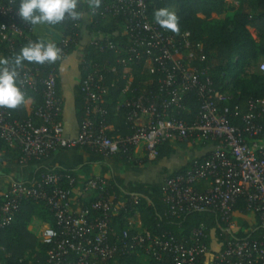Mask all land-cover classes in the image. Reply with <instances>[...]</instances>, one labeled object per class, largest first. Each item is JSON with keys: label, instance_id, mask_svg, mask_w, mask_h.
<instances>
[{"label": "built area", "instance_id": "1", "mask_svg": "<svg viewBox=\"0 0 264 264\" xmlns=\"http://www.w3.org/2000/svg\"><path fill=\"white\" fill-rule=\"evenodd\" d=\"M163 1L111 0L105 7L103 17H126L124 32L117 40L107 34L91 41L104 55L102 60L87 61L83 55L79 59L85 112L75 137L64 134V101L57 90L56 65L44 70L25 65L19 70V87L24 94L42 87L44 104L33 107L23 121L0 108V141L17 150L22 166L76 148L106 158L129 149L130 161L144 165L158 158L159 147L167 141L212 145L207 155L193 159L183 172L167 175L161 193L172 216L213 211L231 238L214 242L202 224L189 235L152 234L142 228L136 208L139 197L127 198L110 179L98 176L81 181L68 172L46 171L32 182L15 181L0 188V230L29 201L44 203L52 214L54 224L41 225L36 234L47 246L46 264H108L140 254L152 256L156 264H264V235L232 237L240 230L235 224L236 216L242 215L236 209L240 201L247 207L246 216L264 228V100L249 101L245 110L232 105L234 94L216 87L210 69L201 66L206 60L203 46L194 43L189 32L172 33L155 24L151 14L155 4ZM0 16L12 20L0 26V43L12 48L16 39L32 41V32L25 33L10 4L0 3ZM77 36L57 43L61 61L71 55ZM108 52L114 60L105 55ZM140 65L164 75L147 92L133 87V76L128 75ZM119 68L127 84L117 111L125 112L127 134H113L114 125L107 122L106 97L116 84H108L107 76ZM258 71L264 74V61ZM191 91L198 95L200 106L197 117L188 122L179 112L186 110L185 97ZM201 184L206 186L199 189Z\"/></svg>", "mask_w": 264, "mask_h": 264}, {"label": "trees", "instance_id": "2", "mask_svg": "<svg viewBox=\"0 0 264 264\" xmlns=\"http://www.w3.org/2000/svg\"><path fill=\"white\" fill-rule=\"evenodd\" d=\"M233 1L237 3L236 7L227 4L226 0H164L155 4L151 17L153 19V13L157 9L168 8L170 10L175 8V14L178 18V31L171 32H189L194 43L203 46L202 50L206 60L201 66L210 69V74L216 87L223 88L225 91L229 90L234 94L235 100L232 105L238 104L245 110V104L249 101L264 100V74L256 70L259 63L264 61V0ZM110 2L111 0H100L99 8L94 13H90L87 7L89 0H79L78 5L85 12L84 16H87V24L83 22L82 17L79 21L66 18L61 24L46 26L59 32L62 35V39L68 38L75 33L78 34V42L71 46L70 53L79 54L78 50L82 48L80 55H83L84 59L87 61H100L104 55L91 46V41L97 35L108 34L115 40L121 38L126 22V17L122 15L115 16L110 14L107 17L102 16L105 7ZM0 3L10 4L13 10L18 12L19 0H0ZM223 15H225V18L221 19ZM11 22L10 17L0 16V26ZM81 22L85 25L82 26ZM21 24L25 33L32 32L31 42H35L38 39L41 40L33 34L35 26L28 25L22 19ZM251 29L256 33L258 40L251 34ZM85 32L90 36V40L87 43L82 42L83 33ZM29 42L26 38L16 39L12 48L5 43H0V57L12 58L14 54L19 52L20 48L26 46ZM105 55L111 60L115 58L111 52ZM63 61L46 65L25 62L23 66L34 65L44 70L47 69V65L48 67L56 65L58 71L57 90L62 97L59 65L64 64ZM78 67L80 78L75 97V108L81 123L85 111L80 82L84 78V72L80 65ZM122 75L123 70L119 68L116 74L107 76L108 84H111L112 81L116 82L110 88L109 95L106 97L107 122L114 125L115 133L113 134H127L130 131L124 110L117 111L119 103L124 98L121 96L122 90L127 84L126 79H122ZM128 75L133 76V87L144 92L153 89L158 78H164L163 74H152L143 68V65H140L133 70V73ZM227 81L229 83L225 84ZM42 91V87H38L36 91L34 89L27 90L24 94L25 102L28 99H32L34 101V109L43 106ZM185 103L186 110L179 113L181 118L190 122L199 113V97L195 91H191L186 95ZM7 110L12 113L14 119L23 121L28 118L24 103L16 109ZM61 120L63 121V114ZM1 146L2 142L0 141V150H2ZM175 155L176 148L174 143L167 141L159 147V156L151 163L158 164L161 160ZM17 158L16 162H18ZM117 158L123 165H138L136 161H130L132 152L129 149L121 150ZM36 163L37 161L33 160L29 161L28 165H35ZM147 163L150 162L145 161L144 164ZM189 163L174 173L183 172L189 167ZM46 171L75 173L72 170H64L59 167H39L32 179H36L41 173ZM32 179L28 182H32ZM110 181L115 190L121 191L127 198L132 196L139 197L136 208L140 212L144 227L152 234H171L179 237L180 235H189L192 230L202 224L212 236L214 242L217 240L228 242L231 238V234L229 235L225 232L224 226H222L220 219L213 211L190 213L177 218L168 212V207L163 201L161 189H154L151 185L145 183L137 185L125 184L119 175H113ZM236 209L242 215L248 214L247 207L243 201L239 202ZM35 219L50 225L54 224L53 216L44 203L29 201L21 205L12 223L0 230V264H46L47 246L43 245L37 236L28 229ZM119 221L125 224L123 218ZM250 226L253 227V225L245 223L238 233L232 237L257 239L264 235V228L260 225L254 226L252 230H249ZM217 249L214 247L212 252H216ZM108 264H156V261L152 256L140 254L119 258L117 261H110Z\"/></svg>", "mask_w": 264, "mask_h": 264}, {"label": "crops", "instance_id": "3", "mask_svg": "<svg viewBox=\"0 0 264 264\" xmlns=\"http://www.w3.org/2000/svg\"><path fill=\"white\" fill-rule=\"evenodd\" d=\"M235 5L237 6V3ZM83 22L87 24V16H83ZM85 24L82 23L81 25L84 26ZM45 27L40 30V25L35 26V28L33 29L34 36H38L41 40H45L47 42H52L55 44L59 43L62 40V35L59 32L54 31L46 25ZM250 32L253 37L258 40L254 30L251 29ZM89 37L90 36H88L86 32L83 33L82 42L87 43L90 40ZM81 51L82 48L78 50L79 54H71L67 59H65V61H63L64 70L60 71V87L62 91V99L64 101V134L67 137H75L78 133V128L81 124L80 118H78L75 108V97L80 78L78 65L79 59L81 57ZM33 104L34 101L32 99H28L24 103L28 115L33 109ZM173 143L176 148V155L168 159H163L158 163V165L151 167L152 169H156L158 171V177H156L152 172H150L149 169H144V167H142L141 165H128L131 170L130 173L125 172L123 174H117L115 170L112 169V167L109 168L108 166H111V164L114 162H118L120 164L121 161H119L117 157L106 158L92 152L87 148H76L67 151H59L50 156L48 159L42 162H38L35 165L22 166L18 162H16L17 150L11 149L2 143V150H0V188H7L12 182L15 181L28 182L32 179L39 167H59L64 170H72L75 172L74 175L77 176L79 180L84 181L94 177H98L94 174V171H96L99 165L105 166L106 164L107 166H105L104 169L109 171L110 174L107 177L103 176L105 178L112 179L113 175H119L124 180L125 184L137 185L139 183H145L151 185L152 188L159 190L162 188L163 180L167 175H170L182 169L193 159L197 157H203L207 155L210 150H212V145H205L198 142L194 143L186 141H175ZM80 153L89 156L90 160H82V158L80 157ZM205 186V184H201L198 186V188L202 189ZM73 195H75V193ZM238 217H240V219H244L246 223L253 225V227L258 225L257 221L251 216L237 215L235 220L238 221ZM41 225H46V223L35 219L28 229L36 235ZM253 227L250 226V228ZM142 228L144 230H147L144 227L143 223ZM212 247L214 248L216 247V245H212Z\"/></svg>", "mask_w": 264, "mask_h": 264}, {"label": "clouds", "instance_id": "4", "mask_svg": "<svg viewBox=\"0 0 264 264\" xmlns=\"http://www.w3.org/2000/svg\"><path fill=\"white\" fill-rule=\"evenodd\" d=\"M100 6V0H89L90 13ZM19 17L31 26L61 24L66 18L79 21L85 15L78 0H19ZM155 24L162 29L178 31V18L168 8L157 9L153 13ZM58 39V38H57ZM64 59L57 44L45 40L29 42L20 48L12 58L0 57V108L16 109L25 103V95L20 90L18 75L25 62L35 64H54ZM64 70L63 64L59 65Z\"/></svg>", "mask_w": 264, "mask_h": 264}, {"label": "rangeland", "instance_id": "5", "mask_svg": "<svg viewBox=\"0 0 264 264\" xmlns=\"http://www.w3.org/2000/svg\"><path fill=\"white\" fill-rule=\"evenodd\" d=\"M226 2H227V4L234 5L236 7V5H235L236 2H234L233 0H226ZM170 11H174L175 12V8L174 9H170ZM221 18H224V15L221 16ZM44 27H45V25H40V30H42ZM256 70L258 71V67L256 68ZM80 157L82 158V160L85 159V161L90 160L89 156L84 155L83 153H80ZM155 165H158V164L150 162V163H147V164H144V165H141V166L144 167V169H149L150 172H152L156 177H158V175H159L158 171L156 169H152L151 168L152 166H155ZM105 166H107V165L105 164ZM105 166L104 165H99V167L96 169V171H94L95 172L94 174L96 176H106V177L109 176L110 173H109V171L104 169ZM108 166H109V168L112 167V169L115 170V172L117 174H123L125 172H128V173L131 172L130 167L128 165H123L121 163L119 164L118 162H114V163L111 164V166L110 165H108ZM237 219H238V221L235 220L236 227L241 228L246 222H245L244 219H242V218L240 219V217H238Z\"/></svg>", "mask_w": 264, "mask_h": 264}]
</instances>
